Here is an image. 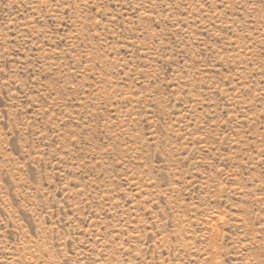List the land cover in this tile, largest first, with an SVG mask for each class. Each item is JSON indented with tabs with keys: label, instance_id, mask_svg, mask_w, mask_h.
Segmentation results:
<instances>
[{
	"label": "rangeland",
	"instance_id": "374dc122",
	"mask_svg": "<svg viewBox=\"0 0 264 264\" xmlns=\"http://www.w3.org/2000/svg\"><path fill=\"white\" fill-rule=\"evenodd\" d=\"M0 264H264V0H0Z\"/></svg>",
	"mask_w": 264,
	"mask_h": 264
}]
</instances>
